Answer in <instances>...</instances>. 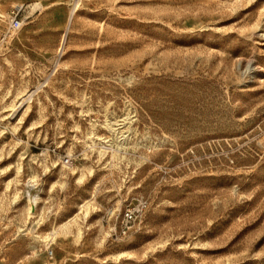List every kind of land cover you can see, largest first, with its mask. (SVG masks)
<instances>
[{
    "label": "rangeland",
    "instance_id": "374dc122",
    "mask_svg": "<svg viewBox=\"0 0 264 264\" xmlns=\"http://www.w3.org/2000/svg\"><path fill=\"white\" fill-rule=\"evenodd\" d=\"M22 1L44 8L0 45V264H264V0Z\"/></svg>",
    "mask_w": 264,
    "mask_h": 264
},
{
    "label": "built area",
    "instance_id": "2783aa9c",
    "mask_svg": "<svg viewBox=\"0 0 264 264\" xmlns=\"http://www.w3.org/2000/svg\"><path fill=\"white\" fill-rule=\"evenodd\" d=\"M36 4V2L14 4L3 17H0V45H7L18 34L29 17L27 14ZM40 153L43 157L54 155L53 158L57 159L64 168H71L74 165L75 158L73 154L61 153L54 147L41 150ZM146 208L147 201L138 198L134 202L126 204L119 211L120 236L128 235L134 224L141 221L139 218L142 217V213ZM48 254L52 255V251L49 250Z\"/></svg>",
    "mask_w": 264,
    "mask_h": 264
},
{
    "label": "bare ground",
    "instance_id": "6f19581e",
    "mask_svg": "<svg viewBox=\"0 0 264 264\" xmlns=\"http://www.w3.org/2000/svg\"><path fill=\"white\" fill-rule=\"evenodd\" d=\"M7 1H9V0H7ZM14 4H17V3H22L23 1L21 0V1H19V0H11ZM77 1V0H76ZM76 1H74V3H73V6H72V8H71V11H70V15H69V17H68V20H70L71 19V15L73 14V11H74V9H75V7H76V5H77V2ZM50 2V1H49ZM24 3V2H23ZM57 2H53V3H51L50 5H47L46 7H50V6H53V5H55ZM34 7H41V8H44V6H41V5H39V4H36ZM1 16H3L2 14H0V17ZM65 36V35H64ZM62 41H61V46H60V48H59V54L61 53V51H62ZM0 50H1V47H0ZM28 96H30V95H28ZM23 97V96H22ZM23 100H24V102H25V99L23 98ZM26 100H28V99H26ZM29 101V100H28ZM23 102V103H24ZM129 118V116L128 115H126L125 117H124V119H128ZM107 127H108V129L109 130H111V131H114V133H115V130L116 129H118L117 131H116V136H117V134L118 133H120V135H123L127 130H129V128H130V126L129 125H127V126H125L126 128H125V130H120V127L121 126H119V127H116V128H112V123H107ZM108 130V131H109ZM112 133V132H111ZM95 136L92 134L91 135V138H94ZM101 139V138H100ZM104 140V139H103ZM106 141H107V139H106ZM102 147V146H101ZM104 153V149L102 148L101 150H99V154L100 155H102ZM66 176V175H65ZM63 174H62V178H64L65 177ZM65 179V178H64ZM78 179L79 180H81V176H79L78 177ZM30 180V179H29ZM64 183H65V181H64ZM64 183L63 182H61V185H64ZM60 184V183H59ZM33 186H28V188H27V190H26V193H25V198H26V200H27V202H28V207H27V209H28V213H30V214H36V208H37V205H38V203H39V194L37 193V192H32L31 191V188H32ZM84 204V203H83ZM86 204H87V202H86ZM91 204V203H90ZM89 204V205H90ZM85 205V204H84ZM88 205V204H87ZM83 206V205H82ZM84 207V206H83ZM88 207H90V206H88ZM88 207H86L85 209H84V211H85V213H84V216L85 217H87V215L86 214H88V210L87 209H89ZM80 209H83V208H80ZM83 211V210H82ZM53 233H55V231L53 232ZM51 238H54V235H52V237Z\"/></svg>",
    "mask_w": 264,
    "mask_h": 264
},
{
    "label": "crops",
    "instance_id": "0c3cea01",
    "mask_svg": "<svg viewBox=\"0 0 264 264\" xmlns=\"http://www.w3.org/2000/svg\"><path fill=\"white\" fill-rule=\"evenodd\" d=\"M19 1H21V0H19ZM23 2H24V1H23ZM23 2H22V3H23ZM13 4H14V3H13Z\"/></svg>",
    "mask_w": 264,
    "mask_h": 264
}]
</instances>
